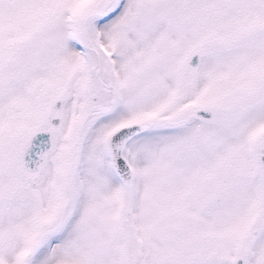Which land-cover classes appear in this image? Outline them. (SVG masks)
I'll return each mask as SVG.
<instances>
[{
    "label": "snow or ice",
    "instance_id": "snow-or-ice-1",
    "mask_svg": "<svg viewBox=\"0 0 264 264\" xmlns=\"http://www.w3.org/2000/svg\"><path fill=\"white\" fill-rule=\"evenodd\" d=\"M0 264H264V0H0Z\"/></svg>",
    "mask_w": 264,
    "mask_h": 264
}]
</instances>
